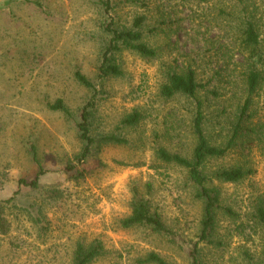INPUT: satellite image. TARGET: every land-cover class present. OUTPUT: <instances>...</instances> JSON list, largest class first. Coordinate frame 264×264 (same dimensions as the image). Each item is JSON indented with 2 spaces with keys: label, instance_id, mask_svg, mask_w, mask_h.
<instances>
[{
  "label": "rangeland",
  "instance_id": "374dc122",
  "mask_svg": "<svg viewBox=\"0 0 264 264\" xmlns=\"http://www.w3.org/2000/svg\"><path fill=\"white\" fill-rule=\"evenodd\" d=\"M103 1H110L111 13L98 0H0V264H73L75 246L97 239L107 253L93 264H137L152 252L169 263L191 264L202 202L187 171L163 164L156 149L191 157L195 102L183 95L166 99L161 90L169 72L196 69L199 82L218 94L199 95L207 137L227 146L233 114L248 96L246 75L256 65L264 76V62L241 48L248 20L264 40V0ZM139 16L147 18L145 41L158 57L124 51L118 55L123 76L100 80L110 41L105 26L114 18L118 29H131ZM76 72L96 92L79 85ZM94 95V134H116L127 144L104 147L100 166L96 157L78 165L83 144L77 126ZM60 99L69 114L51 109ZM134 111L142 121L123 127ZM250 114V126L261 129L242 136L224 158L206 162L210 177L231 168L249 174L237 184L209 183L235 215H218L215 244L199 246L203 264L264 263V228L256 222L264 202V81ZM35 152L44 171L38 190L22 184L40 172ZM71 165L87 170L86 177L71 178ZM136 191L150 201L168 234L121 227Z\"/></svg>",
  "mask_w": 264,
  "mask_h": 264
},
{
  "label": "trees",
  "instance_id": "16d2710c",
  "mask_svg": "<svg viewBox=\"0 0 264 264\" xmlns=\"http://www.w3.org/2000/svg\"><path fill=\"white\" fill-rule=\"evenodd\" d=\"M98 4L103 7V11L111 13L113 8L110 1L98 0ZM139 0H132L137 3ZM205 1V0H199ZM147 18L139 16L134 19L131 29L120 30L116 27V20L111 19L110 23L105 26V32L110 36V41L106 47L99 67L98 76L100 80L120 78L123 76V71L118 62V55L124 51H129L138 54L145 59H155L158 57V50L152 48L145 41V25ZM264 44L261 36L257 32L256 26L250 20L246 21V26L242 35L241 48L245 49L250 54V57L258 58L259 61L264 62V53L260 52ZM252 70L246 75L244 82L247 87V98L243 105L239 106L237 111L234 112L233 120V134L225 147H217L213 145L206 134L207 116L204 106V101L199 97L200 93L205 91L207 94L218 97L214 91L208 90L206 85L199 82L196 69L188 67L186 71L178 73L171 71L167 75V82L163 85L161 95L166 99L174 98L177 95H183L195 102L194 113L191 122V132L195 139V146L192 150V155L187 158L179 153H171L164 147L156 149V156L159 161L166 165L176 166L184 169L188 173V181L195 189V198L202 202L203 215L200 223V236L199 243L196 244L190 252L191 264H203L200 258L199 246L201 244L213 245L215 242L212 240L217 229L218 215L225 212L230 216L235 213L227 207L222 205L221 193L215 187H209V183L215 179L222 183L237 184L243 181L248 172L243 168L221 169L215 172L211 177L205 172L206 162L210 160H218L224 158L229 151L236 147L238 141L242 136L250 135L260 130L261 127L255 125L250 126V121L253 116L250 114L252 106V98L262 88L264 76L263 72L253 65ZM75 81L87 90L96 92V87L90 79H88L81 72H76L74 75ZM97 97L94 95L86 106L81 110L80 121L78 123V132L80 140L83 144V150L77 158L78 165H84L90 159L96 160L100 166L101 162L97 157L102 152L103 148L109 145H124L127 144L126 140L116 134L112 135H95L93 132V119L97 110ZM53 111L63 112L69 114V109L63 100H58L51 106ZM142 121V114L134 111L128 115L123 121L122 126L127 128L136 127ZM264 129V127L262 126ZM263 132V131H262ZM35 161L39 166L40 172L36 179L27 184L34 190L40 189L39 179L44 175L41 170V164L37 159L35 152ZM98 166V167H99ZM77 165L67 167L66 171L74 180H80L86 177L88 173L81 171ZM87 172V173H86ZM131 215L120 221V225L125 230L134 228H146L152 234L166 235L169 233L168 228L163 222L161 216L153 211L151 203L139 192H134L131 202ZM256 222L264 228V202L256 211ZM100 239L94 240L90 244L79 242L75 247L73 253V264H93L100 260L107 253L105 246ZM137 264H173L167 262L163 257L157 253H149L144 259L138 260ZM249 264H260L250 262ZM264 264V263H261Z\"/></svg>",
  "mask_w": 264,
  "mask_h": 264
}]
</instances>
